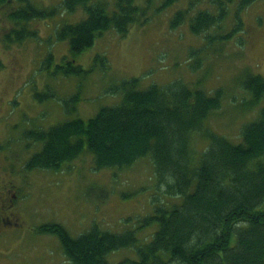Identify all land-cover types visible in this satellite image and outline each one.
Here are the masks:
<instances>
[{
  "label": "rangeland",
  "instance_id": "obj_1",
  "mask_svg": "<svg viewBox=\"0 0 264 264\" xmlns=\"http://www.w3.org/2000/svg\"><path fill=\"white\" fill-rule=\"evenodd\" d=\"M28 1L39 9L62 2ZM146 1L135 0L147 8L145 24L131 25L120 38L109 30L75 57L74 63L83 69L79 76L55 73L62 58L67 60V43L58 41L55 32L83 19L81 7L75 13L59 11L33 20L28 28L36 36L19 42L5 39L13 24L7 6L0 7V185H13L20 226L0 233V264H69L57 238L37 231L43 224L55 222L73 238L93 226L118 234L138 228L139 220L159 204L169 207L181 202L167 196L163 185L157 187L149 155L124 168L95 170L91 156L83 152L60 171L25 172V162L40 146L25 140L26 132L70 118L87 120L103 106L119 104L124 80L137 78L138 90L178 81L206 96L220 91L219 108L211 111L202 132L190 141L198 158L208 145L205 130L238 143L242 125L264 108V96L251 106V96L242 87L247 75L264 77V0H253L241 10L239 0H231L222 21L199 35L189 27L194 15L204 10L215 15L219 4L177 0L160 11L161 0L148 6ZM179 11H184L183 21L171 28ZM49 55L52 58L44 65ZM156 227L136 230L137 246L147 242ZM136 257L135 248L129 247L109 253L107 260L117 263Z\"/></svg>",
  "mask_w": 264,
  "mask_h": 264
},
{
  "label": "trees",
  "instance_id": "obj_2",
  "mask_svg": "<svg viewBox=\"0 0 264 264\" xmlns=\"http://www.w3.org/2000/svg\"><path fill=\"white\" fill-rule=\"evenodd\" d=\"M176 1L161 0L160 11ZM211 1L219 4L217 14L197 12L189 25L192 34L205 32L225 17L231 0ZM252 1L239 0L238 10ZM14 2L19 6L14 7ZM151 2L147 0V6ZM3 5L13 24L5 39L12 42L36 36L28 28L33 20L82 8L83 19L55 32L58 41L67 43V60L62 58L55 70L65 76L83 73L74 59L102 34L112 30L124 37L131 25L148 21L147 8L135 0H62L44 9L28 0H0ZM183 15L184 11L173 15L171 28L183 21ZM245 78L242 87L250 94L252 106L264 96V77ZM137 82V78L122 81L121 102L103 106L90 119L70 118L45 130L26 132L25 140L40 146L25 162L24 171H60L83 152L91 156L95 170L124 168L149 155L157 187L163 185L167 196L179 197L181 202L169 207L159 204L139 220L138 228L118 234L93 226L73 238L55 223L43 224L39 234L56 237L69 264H264V108L256 119L242 125L238 143L205 130L208 145L195 158L191 138L202 132L204 120L219 108L220 91L206 96L178 81L138 90ZM152 224L157 227L150 239L137 246L138 229ZM129 247L135 248V259L107 260L109 253Z\"/></svg>",
  "mask_w": 264,
  "mask_h": 264
},
{
  "label": "flooded vegetation",
  "instance_id": "obj_3",
  "mask_svg": "<svg viewBox=\"0 0 264 264\" xmlns=\"http://www.w3.org/2000/svg\"><path fill=\"white\" fill-rule=\"evenodd\" d=\"M12 189V184L9 187H5L3 184L0 185V233L11 230L13 227H20L17 206H15L12 199L16 196L11 193Z\"/></svg>",
  "mask_w": 264,
  "mask_h": 264
},
{
  "label": "bare ground",
  "instance_id": "obj_4",
  "mask_svg": "<svg viewBox=\"0 0 264 264\" xmlns=\"http://www.w3.org/2000/svg\"><path fill=\"white\" fill-rule=\"evenodd\" d=\"M178 206V205H177Z\"/></svg>",
  "mask_w": 264,
  "mask_h": 264
}]
</instances>
